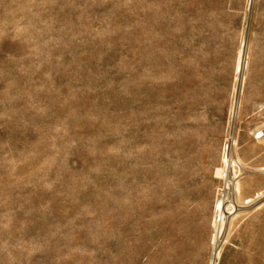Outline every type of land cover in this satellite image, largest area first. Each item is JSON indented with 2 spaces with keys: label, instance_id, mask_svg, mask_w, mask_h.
Segmentation results:
<instances>
[{
  "label": "rangeland",
  "instance_id": "374dc122",
  "mask_svg": "<svg viewBox=\"0 0 264 264\" xmlns=\"http://www.w3.org/2000/svg\"><path fill=\"white\" fill-rule=\"evenodd\" d=\"M263 123L264 0H0V264H264Z\"/></svg>",
  "mask_w": 264,
  "mask_h": 264
},
{
  "label": "built area",
  "instance_id": "2783aa9c",
  "mask_svg": "<svg viewBox=\"0 0 264 264\" xmlns=\"http://www.w3.org/2000/svg\"><path fill=\"white\" fill-rule=\"evenodd\" d=\"M253 137L257 140L264 138V123L254 132Z\"/></svg>",
  "mask_w": 264,
  "mask_h": 264
},
{
  "label": "bare ground",
  "instance_id": "6f19581e",
  "mask_svg": "<svg viewBox=\"0 0 264 264\" xmlns=\"http://www.w3.org/2000/svg\"><path fill=\"white\" fill-rule=\"evenodd\" d=\"M235 111V110H234ZM235 114V113H234Z\"/></svg>",
  "mask_w": 264,
  "mask_h": 264
}]
</instances>
